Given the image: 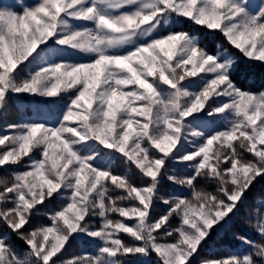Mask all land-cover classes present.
<instances>
[{
  "label": "snow or ice",
  "instance_id": "snow-or-ice-1",
  "mask_svg": "<svg viewBox=\"0 0 264 264\" xmlns=\"http://www.w3.org/2000/svg\"><path fill=\"white\" fill-rule=\"evenodd\" d=\"M241 58L264 64V0H0V168L19 169L0 264H264V90L237 82ZM20 96L55 107L7 123ZM238 222L246 251L201 257ZM81 238L94 253L65 258Z\"/></svg>",
  "mask_w": 264,
  "mask_h": 264
},
{
  "label": "trees",
  "instance_id": "trees-1",
  "mask_svg": "<svg viewBox=\"0 0 264 264\" xmlns=\"http://www.w3.org/2000/svg\"><path fill=\"white\" fill-rule=\"evenodd\" d=\"M8 2H15V0H9ZM192 31L203 35V30L199 28V26L193 27ZM204 42L207 44L208 50L210 52H214L215 45L217 43L223 42V38L219 34H217L215 37H205ZM232 51L234 52V54L239 56L238 50L232 49ZM235 79L242 86L250 89L253 92L264 90V64H261L259 62H248L245 59L241 58ZM61 103L64 102L61 101ZM46 105L49 104L32 100L27 96L14 97L10 102L6 122L15 123L20 121L21 119L41 116L40 111L42 110L39 111V109H43ZM49 106L55 107L54 105ZM4 134L6 133L3 131V122H0V135ZM13 170L19 169L9 168L8 166L0 168V179H10V176L8 174ZM126 171V165L123 163V161L117 160L115 163L114 172L123 174ZM169 174L182 175L184 174V169L180 165H170ZM132 175L133 177L136 176L134 166ZM172 190L173 186L170 184V182L165 180L162 186L161 195H167ZM261 199H264V180H261L255 185V187H253L250 193V203L248 206V211L252 212V210L257 207H261V210L264 211V206L257 205L255 203L256 200ZM55 206V204H52L49 205V208L47 209H41V215L36 218L34 223H47V218L43 215V213L51 210ZM160 210H163L162 205L160 206ZM245 233L251 234V230L246 228L243 223L239 222L236 223L229 231L214 232L209 242L204 245L203 250L201 251V257L219 258L227 256L230 252L238 250L246 251V246L242 245L241 242L235 238L237 235H243ZM13 239L15 240V237H13ZM17 243L20 244L21 248H23V244H21L19 241H17ZM89 243H91V240L86 238H81L73 242V245L68 249L65 258H69L73 255H79L83 252L94 253L96 245L92 246L89 245ZM125 264H156V257L155 255H153L152 257L143 261L126 260Z\"/></svg>",
  "mask_w": 264,
  "mask_h": 264
},
{
  "label": "rangeland",
  "instance_id": "rangeland-1",
  "mask_svg": "<svg viewBox=\"0 0 264 264\" xmlns=\"http://www.w3.org/2000/svg\"><path fill=\"white\" fill-rule=\"evenodd\" d=\"M9 1V0H8ZM54 107H52V106H49V105H46V106H44V108L43 109H39V111L40 110H42V111H40V115H44L45 113H47V112H49L51 109H53ZM89 245H92V246H94L95 244L91 241V243H89Z\"/></svg>",
  "mask_w": 264,
  "mask_h": 264
}]
</instances>
